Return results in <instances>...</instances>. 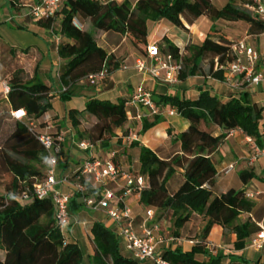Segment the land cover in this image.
Wrapping results in <instances>:
<instances>
[{"label": "trees", "instance_id": "trees-1", "mask_svg": "<svg viewBox=\"0 0 264 264\" xmlns=\"http://www.w3.org/2000/svg\"><path fill=\"white\" fill-rule=\"evenodd\" d=\"M258 1L262 3L264 0H227L223 8L217 9L212 0H137L134 5L128 1L65 0L59 34L66 42L60 43L58 48V56L64 62L59 71V80L66 89L63 93L103 68H106L108 76L118 70L119 64L113 61V56L98 47L99 33L114 32L125 36L145 58L147 23L159 19L184 30L183 22L191 25L199 17L206 16L212 21L247 24L249 35L264 33V20L245 9L246 5L256 6ZM75 20L80 27L74 24ZM53 22L49 19L37 23L50 29ZM83 22H88V26L81 24ZM163 44V50L159 51L181 64L176 76L180 82L197 76L223 81L227 66L236 59L231 51L232 42L216 30H212L201 44L187 45L184 54L167 39ZM8 87L9 113L23 109L29 119L37 120L50 110V89L37 81L36 76L23 82L16 73L9 80ZM151 100L155 107L174 109L189 126L175 138L180 143L181 153L168 160L159 159L135 142L130 143V148L139 150L138 170L131 173L135 178L141 177L144 185L148 183V188L138 191L140 204L158 212H171L172 238L180 237L181 229L193 215L207 220L202 240L213 225L234 236L230 243L233 253L230 254H212L205 250L203 244H197L189 253L179 247L164 245L157 251L158 255L167 264H250L237 253L248 246L260 228L250 218L240 223L238 217L242 213H251L255 203L245 198L243 190L230 189L220 195L214 194L216 169L210 155L222 144L228 132L236 129L261 147L259 122L262 109L251 103L245 92L227 101L211 96L208 91L201 92L195 100L168 95H152ZM125 103L121 100L112 104L91 98L82 112L70 111L69 118L74 127L84 116L94 119L89 129L79 133V139L92 144L99 142L103 149H108L109 142L118 138L117 132L127 122ZM7 108L0 110V121L7 118L12 123L11 132L0 148V264H82L83 255L79 247L55 227L50 200L23 203L16 200L36 178L43 176L46 153L26 123L15 121L6 114ZM161 121L159 115H155L151 122L143 120L140 134ZM209 126H216L221 133L212 135L206 131ZM122 133L127 135V132ZM62 153L60 146L59 156ZM115 156L109 159L119 168ZM178 169L183 170V183L170 194L166 185ZM77 175L76 172L72 179L84 186V192L74 189L69 195L70 216L85 207L84 200L96 201L100 193L92 190L84 180H77ZM238 177L244 185L255 179L250 171L240 172ZM260 181L264 183V179ZM114 232L101 223L92 225L95 246L92 264H142L121 251ZM197 255H202V260H198Z\"/></svg>", "mask_w": 264, "mask_h": 264}, {"label": "crops", "instance_id": "crops-1", "mask_svg": "<svg viewBox=\"0 0 264 264\" xmlns=\"http://www.w3.org/2000/svg\"><path fill=\"white\" fill-rule=\"evenodd\" d=\"M39 1L16 0L14 2V0H0V78H5L0 79V93H2L3 86H8L9 80L16 73L20 75L23 82L36 76L37 81L50 89V95L52 96L50 110L33 121L40 133L45 131V124H49L53 127L52 132L64 135V142L61 144L63 153L58 159L56 179L67 178L69 183L59 186L61 192L68 195L74 192L73 185L75 182L72 179L73 176L86 161L93 158L104 162L111 155H116L115 162L119 168L132 175L131 172L138 170L139 150L138 148H130L131 142L139 144L140 147H145L161 160H168L181 153L180 143L176 142L175 138L178 134L186 131L189 124L172 108L156 106L162 121L145 133L140 134L142 121L151 122L154 116H149L147 110L142 106L129 103L131 96L139 89L149 92L151 96L168 95L189 100H195L201 92L208 91L211 96H215L222 101L236 98L240 93L245 92L251 103L262 109V119H264V82L254 86H242L238 77L224 78L223 81H217L197 76L188 78L183 82L177 81L175 84L164 83L162 80L163 72H161V78L155 80L135 70V62L143 57L131 46L125 36L114 32L99 33L97 45L107 55L113 56V61L119 64L118 70L112 72L96 86L90 85L87 80H81L64 94L63 92L66 89L62 87L59 80V71L64 62L58 56L60 43L66 42L59 34V22L63 19L62 6L53 19L54 22L51 28L46 29L38 25L30 15L31 8L37 5ZM123 1H128L134 5L137 0ZM212 4L215 8L221 9L227 4V0H212ZM183 23L184 30L174 27L163 19L148 22L147 46L157 45L161 51L164 48L163 40L167 39L180 50L181 54H184V48L187 45L201 44L212 30H216L232 43L244 40L249 47H252L259 57L254 70L256 73L264 75V33L249 35V25L247 24L221 20L212 21L206 16L199 17L191 25ZM8 24L10 27H8ZM81 24L88 26V22ZM160 54L164 56L161 52ZM241 61L246 64L245 58H242ZM146 64L150 66L153 62L146 60ZM122 66L127 69L121 70ZM6 96H4V99L7 101ZM91 98L112 104H117L121 100L126 101L127 122L123 129L117 132L118 138H114L109 142L108 149H103L99 142L92 144L85 139H79V133L89 129L94 123L93 118L88 116L80 118V123L76 127L72 125L69 118L70 111L82 112L85 103ZM6 107L8 108L5 112L9 116L11 110L8 103ZM172 111L174 113L170 114ZM138 114H144L145 118L138 121L136 119ZM206 131L214 136L221 133L216 126H209ZM122 132H127V135L124 136ZM246 139L247 137L240 132L227 135L222 144L210 155V160L216 169V184L213 192L215 195H220L234 189L253 194L254 198L251 200L255 203L253 211L249 214L242 213L239 215L238 220L243 223L250 218L260 228L264 227V183L260 181V179H264V158H259L252 167L248 166L247 161L251 155V150ZM81 142L90 143L92 147L88 150H82L78 147ZM230 165L234 166L233 171L228 175H223L222 171ZM45 171L46 165L44 162L43 174ZM243 171L252 172L255 179L249 181L246 185L242 184L238 174ZM84 181L90 184L94 191L101 193L103 190L101 186L95 185L90 177H87ZM182 183L183 170L178 169L166 185L168 193L175 192ZM123 185L122 180H118L117 182L108 183L105 188L119 194ZM146 188H148V183H145L143 189ZM125 203L131 209L132 225L137 235L141 233L144 224L152 225L154 223L159 229L158 236H164L163 231H167L165 233L170 234L169 238H172L171 232H169L172 229L171 212H166L162 222L156 221L155 215H158V211L142 206L139 202V192L136 190L125 197ZM148 211L153 213L152 222H147L146 213ZM94 223H101L113 229L119 239L121 251L131 256L124 249L116 225L106 216L105 212L89 210L84 207L81 211L70 216V225L62 234L66 233L64 237L79 247L83 260L84 255H86L88 259L86 264H92L95 255V246L91 234V227ZM206 223V219L193 215L190 221L181 229L180 237L173 238L174 240L165 246L179 247L183 252L189 253L197 244H203L205 250L212 254L233 253L230 250V243L234 240V236L224 233L218 225H213L207 237L204 240L201 239L202 230ZM237 254L241 255L250 264H264V250L255 251L249 248V244ZM202 258V255H197L198 260H202ZM142 264L152 263L146 261Z\"/></svg>", "mask_w": 264, "mask_h": 264}, {"label": "built area", "instance_id": "built-area-1", "mask_svg": "<svg viewBox=\"0 0 264 264\" xmlns=\"http://www.w3.org/2000/svg\"><path fill=\"white\" fill-rule=\"evenodd\" d=\"M65 0H40L39 3L33 6L30 10L31 17L36 21L54 19L57 12L60 10ZM106 2H122L123 0H104ZM245 9L251 12L252 15L258 16L264 20V3L257 2L256 6H245ZM74 24L80 27L75 20ZM231 51L236 56L235 61L227 66L224 73L225 79L233 77L239 78L240 85L254 86L264 82V75L255 72V64L258 61V55L252 47H249L244 40L232 43ZM245 58L246 64H243L241 59ZM146 60H151L152 65L148 66ZM126 70L125 66L120 68ZM181 69V64L172 60L171 56L161 55L157 45L147 46V56L140 58L135 62V70L138 73L145 74L151 78L158 80L161 78V72L164 73L163 82L168 84H175L177 82V73ZM108 76L106 68H103L99 73L91 75L87 78L88 83L96 86L103 79ZM9 92V87L4 85L2 94L6 96ZM130 104L140 105L147 110L149 116L159 114L151 100V94L145 90L139 89L134 93L129 101ZM174 113L173 111L170 114ZM10 117L18 122L26 123L28 129L33 132L37 141L46 153L45 165L46 171L41 178H36L31 187L25 189L20 195L16 197L18 202H28L32 200H50L53 207L54 225L57 229L63 232L70 225L69 201L70 196L59 190L61 184H68L67 178L62 180L56 179V167L60 152V146L64 142V135L62 133L52 132V125L45 124V131L40 133L37 131V125L26 115L23 109L15 110L10 113ZM145 118L144 114H138L136 119L141 121ZM259 131L261 134V144L258 146L252 139L247 138L251 155L248 158L247 164L252 167L259 158H264V119L259 122ZM240 130H230L227 135H231ZM78 147L82 150H88L92 147L90 143L81 142ZM113 155H111L112 157ZM234 169L233 165L228 166L222 171L223 175H228ZM77 180H85L87 177L92 179L95 185L101 186L103 190L99 194V198L84 200L85 208L89 210L104 211L106 216L111 219L117 227V232L122 240L124 249L131 257L138 262L149 261L152 264H167L161 259L157 251L163 245L172 242L173 238H164L158 236V226L154 223L152 225L144 224L141 228V233L137 235L132 225L131 209L125 203V197L132 191H140L144 188V183L141 177H133L131 174L122 172L117 168L110 159L101 162L98 159H90L86 161L77 170ZM122 180L123 188L119 194L105 188L108 183ZM74 189L80 193L84 192V186L75 183ZM245 198L252 200L253 194L246 193ZM147 222L153 221V213L148 211L146 213ZM249 248L255 251L264 250V227H260V231L251 239Z\"/></svg>", "mask_w": 264, "mask_h": 264}, {"label": "rangeland", "instance_id": "rangeland-1", "mask_svg": "<svg viewBox=\"0 0 264 264\" xmlns=\"http://www.w3.org/2000/svg\"><path fill=\"white\" fill-rule=\"evenodd\" d=\"M8 27H10L9 24H8ZM0 79H5V78H0ZM6 106H7V101L4 99V95L2 93H0V110L3 111L4 109L7 108ZM89 124H90V121H89ZM11 129H12V123L7 118H4V119L1 118V121H0V148H3V141L9 135V133L11 132ZM157 214L158 215H155L156 221L162 222V220L164 219V217L166 215V212H158ZM164 226H165V224H164ZM163 232H164L163 233L164 236H162V237H164V238L170 237L169 236L170 234L165 233L167 231H163ZM169 232H171V231H169ZM64 235H66V233H64ZM87 260L88 259L86 258V255H84L83 264H86Z\"/></svg>", "mask_w": 264, "mask_h": 264}]
</instances>
